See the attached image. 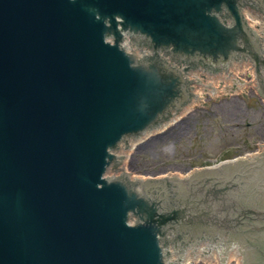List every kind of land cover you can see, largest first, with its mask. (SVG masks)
<instances>
[{
  "label": "water",
  "instance_id": "obj_1",
  "mask_svg": "<svg viewBox=\"0 0 264 264\" xmlns=\"http://www.w3.org/2000/svg\"><path fill=\"white\" fill-rule=\"evenodd\" d=\"M245 2L0 0V264H167L176 238L204 235L242 240L264 264V155L172 183L109 176L128 137L190 101L171 61L250 59L264 97ZM133 41L149 55L138 59ZM221 246L203 255L227 261L236 246Z\"/></svg>",
  "mask_w": 264,
  "mask_h": 264
},
{
  "label": "rangeland",
  "instance_id": "obj_2",
  "mask_svg": "<svg viewBox=\"0 0 264 264\" xmlns=\"http://www.w3.org/2000/svg\"><path fill=\"white\" fill-rule=\"evenodd\" d=\"M177 124L134 143L126 160L128 172L148 181L185 175L264 147V105L255 93L209 101ZM204 264V263H199ZM230 264L237 263L233 258Z\"/></svg>",
  "mask_w": 264,
  "mask_h": 264
},
{
  "label": "bare ground",
  "instance_id": "obj_3",
  "mask_svg": "<svg viewBox=\"0 0 264 264\" xmlns=\"http://www.w3.org/2000/svg\"><path fill=\"white\" fill-rule=\"evenodd\" d=\"M151 135H153V133L147 134L146 138L149 139ZM143 141H145V140H143ZM143 141H138V142H143ZM133 145H134V143H133ZM259 155H264V147H262V149H260V151H258L256 153L247 154L244 157H241L240 159L259 156ZM198 172H202V170L196 169L192 172L188 171L185 175L178 174L175 176L173 174H168V176H169V178L171 177V179H172V178H178V177L192 176V175H194V173H198ZM204 248H205V246H201V247L197 248L196 249V255L191 253V252H188V253H186L187 256H184L182 259L174 258L175 257L174 256L172 258V261L178 260V262H179L178 264H195L196 262H199V261L201 263H204V264H230V262H232V260L234 258V259H236L237 263L241 264L240 249L239 248H235V249L227 252V261H220V250H210V255H203Z\"/></svg>",
  "mask_w": 264,
  "mask_h": 264
},
{
  "label": "flooded vegetation",
  "instance_id": "obj_4",
  "mask_svg": "<svg viewBox=\"0 0 264 264\" xmlns=\"http://www.w3.org/2000/svg\"><path fill=\"white\" fill-rule=\"evenodd\" d=\"M247 249L249 250V249H252V248H251L250 246H248V248H247ZM252 250H253V249H252Z\"/></svg>",
  "mask_w": 264,
  "mask_h": 264
}]
</instances>
